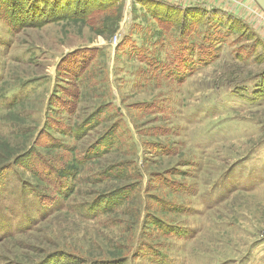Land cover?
I'll use <instances>...</instances> for the list:
<instances>
[{
  "label": "rangeland",
  "instance_id": "obj_1",
  "mask_svg": "<svg viewBox=\"0 0 264 264\" xmlns=\"http://www.w3.org/2000/svg\"><path fill=\"white\" fill-rule=\"evenodd\" d=\"M12 1L0 264H264L260 30L142 0H65L36 24Z\"/></svg>",
  "mask_w": 264,
  "mask_h": 264
},
{
  "label": "trees",
  "instance_id": "obj_2",
  "mask_svg": "<svg viewBox=\"0 0 264 264\" xmlns=\"http://www.w3.org/2000/svg\"><path fill=\"white\" fill-rule=\"evenodd\" d=\"M9 3H13L12 0H7ZM25 2H23L21 5H19L18 7H22L24 9V17L26 19H28L29 21H32L34 23H41L42 21H47L49 19L52 18H56V16H54L57 12L61 11V3L64 2L65 0L61 1V0H24ZM144 3V5H147L148 7H152L153 9L156 8L157 6H164V7H168L170 10H177L179 13H183L182 18L190 13H195L197 14V16H211L215 19H217L218 21H222L225 23H229L230 27L234 26L233 25V18L231 17L232 15L218 9V8H211V9H205L203 7H201L200 5H191V6H179V5H175L172 3H168V2H163V1H157V0H142ZM45 4V5H43ZM151 5V6H150ZM35 6H38V16H33L32 17V11L34 9ZM50 6V7H49ZM48 9H47V8ZM29 12L28 16L25 12ZM54 14V15H53ZM13 16V15H12ZM223 16V17H222ZM37 17H39V19H37ZM212 18V19H214ZM224 18V19H221ZM38 20V21H37ZM18 21L21 23L22 19ZM9 26L12 29V25ZM183 26V25H182ZM14 30V29H13ZM179 51L178 57L173 58L172 60L178 61L180 64L184 65V66H188L189 68V64L186 60V57L184 56V53L187 51V49H184L183 46L182 47H177ZM192 53H195V51H193ZM201 58V57H200ZM200 58L198 59V63L202 64L199 62ZM205 62V61H204ZM192 68V67H191ZM172 69H178L177 65H173ZM64 173L62 171H60V173H58L59 177H66V175H63ZM118 195H122V193H119Z\"/></svg>",
  "mask_w": 264,
  "mask_h": 264
},
{
  "label": "crops",
  "instance_id": "obj_3",
  "mask_svg": "<svg viewBox=\"0 0 264 264\" xmlns=\"http://www.w3.org/2000/svg\"><path fill=\"white\" fill-rule=\"evenodd\" d=\"M168 3L188 6L201 4L211 8H220L222 11L231 13L249 25H253L261 32L264 40V13L258 7L254 0H160Z\"/></svg>",
  "mask_w": 264,
  "mask_h": 264
},
{
  "label": "water",
  "instance_id": "obj_4",
  "mask_svg": "<svg viewBox=\"0 0 264 264\" xmlns=\"http://www.w3.org/2000/svg\"><path fill=\"white\" fill-rule=\"evenodd\" d=\"M254 1L258 5V7L261 9V11L264 13V0H254Z\"/></svg>",
  "mask_w": 264,
  "mask_h": 264
}]
</instances>
